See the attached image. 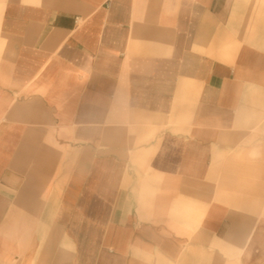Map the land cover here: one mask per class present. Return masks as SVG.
<instances>
[{
	"label": "crops",
	"instance_id": "0c3cea01",
	"mask_svg": "<svg viewBox=\"0 0 264 264\" xmlns=\"http://www.w3.org/2000/svg\"><path fill=\"white\" fill-rule=\"evenodd\" d=\"M0 244L264 264V0H0Z\"/></svg>",
	"mask_w": 264,
	"mask_h": 264
},
{
	"label": "rangeland",
	"instance_id": "374dc122",
	"mask_svg": "<svg viewBox=\"0 0 264 264\" xmlns=\"http://www.w3.org/2000/svg\"><path fill=\"white\" fill-rule=\"evenodd\" d=\"M14 250L12 252H9L8 254H4V249L2 248L1 244H0V264H23L24 263V254L23 253H18L15 249L16 247L13 246ZM39 255V252H37L36 256ZM35 253L33 251L29 252V254H27V257L30 258V260L32 259V264H33V260ZM38 258V257H37Z\"/></svg>",
	"mask_w": 264,
	"mask_h": 264
}]
</instances>
